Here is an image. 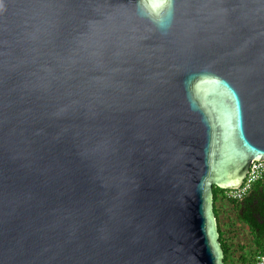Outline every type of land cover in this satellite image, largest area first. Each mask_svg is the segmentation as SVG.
Listing matches in <instances>:
<instances>
[{
  "label": "water",
  "instance_id": "95a60500",
  "mask_svg": "<svg viewBox=\"0 0 264 264\" xmlns=\"http://www.w3.org/2000/svg\"><path fill=\"white\" fill-rule=\"evenodd\" d=\"M252 161L264 0H0V264H224Z\"/></svg>",
  "mask_w": 264,
  "mask_h": 264
},
{
  "label": "trees",
  "instance_id": "16d2710c",
  "mask_svg": "<svg viewBox=\"0 0 264 264\" xmlns=\"http://www.w3.org/2000/svg\"><path fill=\"white\" fill-rule=\"evenodd\" d=\"M224 191L219 187H213L214 211L220 234L219 240L224 252V264H234L235 252L239 253L240 264H255L257 256L264 252V187L261 183H255L249 194L242 200L232 201L231 208L235 218L231 222L222 224L219 205ZM237 223L248 229L252 243L249 250L246 246L235 245L230 237L231 232L237 229Z\"/></svg>",
  "mask_w": 264,
  "mask_h": 264
},
{
  "label": "clouds",
  "instance_id": "9594fccd",
  "mask_svg": "<svg viewBox=\"0 0 264 264\" xmlns=\"http://www.w3.org/2000/svg\"><path fill=\"white\" fill-rule=\"evenodd\" d=\"M136 7L141 15L161 32L170 28L174 15V0H136Z\"/></svg>",
  "mask_w": 264,
  "mask_h": 264
},
{
  "label": "built area",
  "instance_id": "2783aa9c",
  "mask_svg": "<svg viewBox=\"0 0 264 264\" xmlns=\"http://www.w3.org/2000/svg\"><path fill=\"white\" fill-rule=\"evenodd\" d=\"M255 183H261L264 187V161H252L243 184L237 189L225 190L221 196L219 208L226 204L231 206L232 201L242 200L249 194ZM255 264H264V252L257 256Z\"/></svg>",
  "mask_w": 264,
  "mask_h": 264
},
{
  "label": "rangeland",
  "instance_id": "374dc122",
  "mask_svg": "<svg viewBox=\"0 0 264 264\" xmlns=\"http://www.w3.org/2000/svg\"><path fill=\"white\" fill-rule=\"evenodd\" d=\"M220 218H221L222 224L227 223V222H231V220H234L235 215H234V212H233L231 206L226 204L225 206L221 207ZM225 230H227L226 227H225ZM230 235H231L230 237H232V241H234L235 245L240 244V245L246 246L247 250H249L251 248V246H252L251 238H250L248 229L244 225L237 223V229L235 231H232ZM233 255H234V259H235L234 264H240L238 261L239 253L235 252ZM229 264H231V263H229Z\"/></svg>",
  "mask_w": 264,
  "mask_h": 264
}]
</instances>
